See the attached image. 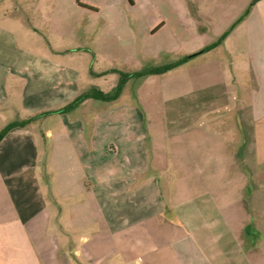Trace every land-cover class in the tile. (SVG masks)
<instances>
[{
	"label": "crops",
	"instance_id": "crops-1",
	"mask_svg": "<svg viewBox=\"0 0 264 264\" xmlns=\"http://www.w3.org/2000/svg\"><path fill=\"white\" fill-rule=\"evenodd\" d=\"M17 47L0 40V106L23 116L5 124L0 113V132L80 93L79 73ZM217 48L226 102L196 120L211 134L205 151L194 140L188 156L170 158L173 169L153 153L151 162L145 116L124 91L61 114L60 131L55 113L11 129L0 142V264H264V56L248 65L235 40ZM38 121L60 149L46 145L47 171L60 167V212L39 176Z\"/></svg>",
	"mask_w": 264,
	"mask_h": 264
},
{
	"label": "rangeland",
	"instance_id": "rangeland-1",
	"mask_svg": "<svg viewBox=\"0 0 264 264\" xmlns=\"http://www.w3.org/2000/svg\"><path fill=\"white\" fill-rule=\"evenodd\" d=\"M252 13L249 38L245 22ZM3 39L17 40L22 52L79 73L80 91L97 86L110 92L119 76L103 73L113 68L131 73L194 56L164 74L133 78L124 90L128 106L145 116L151 162L153 153L161 156L163 167L173 169L170 158L178 152L188 156L194 140L205 151L211 134L205 127L196 128V120L201 125L207 120L211 101L215 106L226 102L225 85L220 81L226 53L217 47L235 40L248 65L250 58L264 56V48L257 44L258 40L264 44V0H0ZM211 76L217 82L214 86ZM8 106H0L5 124L23 116L20 107L9 110ZM53 115L57 120L53 132L60 131L61 114ZM42 122L34 123L41 135L39 176L43 185L52 184L49 195L54 197L48 199L60 212L56 200L63 199L55 183L60 167L47 171L46 148L55 149L56 154L60 149L55 138L45 143ZM78 235L72 234L70 248L79 246Z\"/></svg>",
	"mask_w": 264,
	"mask_h": 264
},
{
	"label": "trees",
	"instance_id": "trees-1",
	"mask_svg": "<svg viewBox=\"0 0 264 264\" xmlns=\"http://www.w3.org/2000/svg\"><path fill=\"white\" fill-rule=\"evenodd\" d=\"M200 53H202V52H200ZM193 57L194 56L182 59L180 61L168 63L165 65L150 66V67L144 68L142 70H139L136 72H131V73L124 72L123 70H121L119 68H113V69L103 73V75L107 74V73H115V74H118V76H119V79H118L116 86L113 87V89L110 92H104L97 86H91V87H88L86 89H83L80 91V93L73 100H71L69 103H67L65 106H63L62 108H60L58 110L44 112V113L35 115L33 117H30L26 120L16 121L12 124L7 125L0 132V142L4 139V137L7 135V133L11 129L17 128V127H25V126L33 123L34 121H36V120L40 119L41 117L46 116L48 114H53V113L64 114V113L74 111V110L78 109L83 103H85L88 100H97V101H102V102L115 101L121 97L127 83L131 79H133V78L143 79V78H146V77H148L150 75H154V74H164V73L169 72V71H171L177 67L184 65L185 63L189 62L190 59Z\"/></svg>",
	"mask_w": 264,
	"mask_h": 264
}]
</instances>
